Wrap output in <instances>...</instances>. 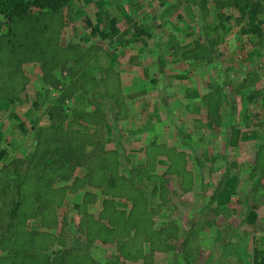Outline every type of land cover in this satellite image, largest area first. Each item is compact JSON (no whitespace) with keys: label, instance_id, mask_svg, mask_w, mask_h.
Here are the masks:
<instances>
[{"label":"rangeland","instance_id":"rangeland-1","mask_svg":"<svg viewBox=\"0 0 264 264\" xmlns=\"http://www.w3.org/2000/svg\"><path fill=\"white\" fill-rule=\"evenodd\" d=\"M235 3L71 0L46 32L44 19L8 21L18 34H43V47L18 35L30 49L0 29V62L20 59L16 82L9 64L0 67V264H167V255L171 264L193 263L207 246L215 245L211 260L224 254L222 238L247 242L251 264L255 252L263 256L261 231L246 214L264 201V31L255 39L242 33ZM260 10L264 25V0ZM99 14L117 19L113 38L93 34L87 18ZM212 20L232 25L215 44ZM142 24L150 36L133 33ZM162 92L171 101L162 104ZM55 98L76 111L49 116ZM13 120L26 131H11ZM56 129L95 156L79 164L60 156ZM22 158L20 188L13 168ZM183 243L188 253L177 251ZM233 250L232 264L247 261Z\"/></svg>","mask_w":264,"mask_h":264},{"label":"trees","instance_id":"trees-1","mask_svg":"<svg viewBox=\"0 0 264 264\" xmlns=\"http://www.w3.org/2000/svg\"><path fill=\"white\" fill-rule=\"evenodd\" d=\"M70 1L71 0H0V29H2L4 34H8V33L12 32L11 36H8L6 39L8 41H12L14 43L23 44L24 49H30V48L27 45L28 43L25 44L24 42H21L22 39L19 36L24 37V38L27 37V38L36 39L35 45L41 43V41L46 43L47 41H45V39L43 38L44 37L43 34L42 35H40V34L36 35L35 31L30 32V30H25V33L20 32V34H18L15 31L13 32V29L9 25L10 23H8V21L15 20V19H22L24 17L27 18L26 17L27 15L31 16V17H28L27 21L29 19H35V21L44 19L43 24L41 26H39V31H40L39 33H42L43 31L46 32V28L53 27L49 23L50 22H56L55 16L58 14V12L64 10V6L66 4H69ZM261 1L262 0H236V3L234 4V6L236 5L237 8L239 9V12L237 14L242 15L241 21L242 20L243 21H242V25H241V32L247 33L249 35V37L253 38V39L258 38L262 34V32L264 31L263 18L261 17V13H260L261 12V10H260ZM237 14L234 12L231 14V17L234 15H237ZM205 18L209 19L207 17H205ZM87 19H88V22L92 26L93 34L95 35L98 33V35L100 36L101 39H105V40L111 39V38H113L114 35H117L120 31V26H118L117 19L115 17H110L108 19H105V17L103 18L99 14L96 17L95 22H93L90 18H87ZM227 19H229V18H226V20ZM222 21L223 20H220L218 23L221 24ZM20 23H22V22H17L14 25V27L19 26ZM219 28H221V30H222L221 32H220V30L218 31ZM230 29H232V25L226 26L225 24H223L221 27H219L215 24L214 20H212V22H209V24H207V34H208L207 37H209L212 44L219 43V42L225 40V38H226L225 36L230 32L229 31ZM216 32H218V33L216 34ZM133 33L135 35L145 34V36H150L151 30H150L149 26H147L146 24H142L139 27L136 26ZM40 47H43V46L40 45ZM46 47L48 48L49 46H46ZM34 50H35V47L32 49V52ZM1 62H0V67H2V69L4 68V65L9 64V66H11L10 67L11 68L10 69L11 70L10 78L14 79V81H15V78H17L15 73H16L17 67H19L18 64L20 63V59L13 58L11 61L10 60H8V62L5 61V63L1 59ZM89 63H90V61H88V64ZM21 77H23V76H21ZM55 80L57 82L63 81L59 77L55 78ZM9 84L10 85L8 88L6 86V91L11 90V88L13 86L11 84V81ZM3 85L4 84L2 83V86ZM21 85H23V82ZM13 91H14V88L11 90V93H13ZM11 97H12L11 98L12 100L15 98L14 96H11ZM71 109L72 110L68 109V106L65 104L64 98H60V99L55 98L54 103L51 104V106H49L48 113H49V116H52V117H54L55 114L57 116H60V117L70 116L71 112L76 111L75 106H74V108H71ZM8 122H10V120ZM10 125H11V131H16V129H18V127L23 132L26 131V126H25V123L23 121L16 122L13 120ZM42 125L50 128V130H51V126H49L47 124H42ZM58 133H59V136L57 137ZM70 134H71V131H68V129H66L64 131H61L58 129L55 130V138L57 137V145H56L55 151L59 152L60 156H63L66 158L69 157L70 161L72 159L74 163H78V164L83 162V159H85V156L87 154H89L91 156V158L93 156H95L94 149L89 150L88 144L79 143V139L77 137L71 136ZM151 137L153 138V136H151ZM152 138H150V140H149V143H151V144L154 143L156 140L155 138H153V139ZM35 140H36V137H33L31 144H30V149L37 145L36 143L38 142V140L36 143H35ZM121 157H122V155L120 154L119 151L117 153L115 152V156H114V158H112L113 159L112 163H111L112 166H110L109 168L112 170H114L115 168L118 169V164H119V160L121 159ZM24 161H25L24 158H22V159H19L17 162H14L13 173L15 175L20 174L19 170L21 171V166H22V164L25 163ZM96 167L99 169H101V168L104 169L103 171H105V170L109 171L107 168H104L101 166H96ZM25 176H26V174L21 173L19 176H17V178H15L16 186H18V187L20 186V188H21ZM16 205H17V203L14 204L13 208H12V212H14V213H15L14 208L16 207ZM256 251H258L257 248H256ZM20 253H21L20 257L22 260L25 259V258H23V254L26 257H28L31 254L30 251L29 252H20ZM26 264H28V263H26ZM254 264H264V256L260 257L257 254V252H255Z\"/></svg>","mask_w":264,"mask_h":264},{"label":"crops","instance_id":"crops-1","mask_svg":"<svg viewBox=\"0 0 264 264\" xmlns=\"http://www.w3.org/2000/svg\"><path fill=\"white\" fill-rule=\"evenodd\" d=\"M162 93L163 94L160 95V99L162 100V104H165L171 98L168 100V98H169L168 92L167 93L162 92ZM173 102H174V100H173ZM172 106H174V105H172ZM208 106H209V104L205 103V105L203 104L202 106H199V107H202V108H206L207 107L208 108ZM193 110H194V107H192V106L186 107V109H185V117L187 118L188 115L191 114ZM176 115H178V113H176ZM177 117H179V116H177ZM175 122L178 123V124H181V125H186V122L183 119H181V116L177 120H175ZM177 127L179 128V126L172 124V126H171V128L169 130L176 131V130H178ZM179 129H181V128H179ZM137 140H140V139H137ZM141 156L144 158L146 156V154L141 153ZM246 219L249 222H254L255 223L254 224V228L257 229L258 231L259 230L261 231L260 233L258 232L257 236L260 238V246L262 247V248H259V249L263 250V248H264V201H258L257 204H255V206L252 207L251 210L246 214ZM245 232L247 233L249 231L247 230ZM211 236H209V237H211ZM214 237H218V234L216 236H214ZM205 240H206V238H205ZM223 240H224V242H222V243H224V249H223L224 250V254L220 253L219 255L215 256L214 260H211V258H212V256L215 255L214 252L212 251V249L215 247V245L211 246L212 249L209 246L205 247L204 255H201V258H204V259L201 260V261L198 260L197 262H193V263L192 262L190 263V262H187V261H183V262H180V263L177 262L176 264H232L233 261H234V263H238L237 257H236L237 255L234 254V250H233L234 246H237V248L239 250L245 251L246 253H248V259H246L247 261L246 262L240 261L239 264H244V263L251 264L250 263L251 262V260H250L251 250L248 249L247 242H244V243H240V242L236 243V242H234V244L232 245V241H225V239L222 238L221 241H223ZM206 241H204V240L202 241L201 240V242L204 243V245H205V244H214L212 242L217 241V239H215V240L213 239L212 242L211 241L206 242ZM184 244L185 243H183L180 246V248L178 247L177 251L178 252H184V254H185V253H188V251L183 248ZM243 247H245V249H243ZM218 248L221 249L222 248V244ZM227 249H229V250L227 251ZM206 251H209V253H207ZM162 254H164V252ZM184 254H182V260L186 259V256ZM262 255L264 256V250L262 252ZM166 259L168 260L167 264H171L170 258L168 259V255H167ZM252 264H254V254L252 256Z\"/></svg>","mask_w":264,"mask_h":264}]
</instances>
